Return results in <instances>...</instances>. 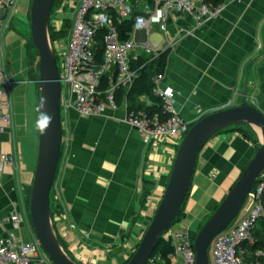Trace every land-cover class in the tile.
Returning <instances> with one entry per match:
<instances>
[{
	"label": "crops",
	"instance_id": "0c3cea01",
	"mask_svg": "<svg viewBox=\"0 0 264 264\" xmlns=\"http://www.w3.org/2000/svg\"><path fill=\"white\" fill-rule=\"evenodd\" d=\"M130 2L135 14L155 6L154 0ZM66 3L61 0L58 8L64 9ZM166 24V34L154 27L148 32L134 30L131 37L157 43L163 51L170 49L157 86L173 90L176 111L194 121L239 105L244 68L264 50V0H227L220 14L202 23L187 12H171ZM17 41L12 51L1 41L13 84L12 122L0 133V152L12 153L16 159L1 172L0 238L13 233L28 242L36 238L29 192L38 154L34 108H38L39 86L28 65L34 53L29 40ZM139 48L143 50L138 46L133 51ZM143 55L150 56L129 57ZM249 73L248 100L264 113V55ZM142 100L149 103L145 95ZM125 117L124 106L90 117L62 107V153L51 190L52 216L68 253L81 264L126 262L164 194L179 147L174 139L145 142ZM255 152L254 144L233 129L213 136L198 154L178 226L203 225ZM13 211L23 218L19 228L10 219Z\"/></svg>",
	"mask_w": 264,
	"mask_h": 264
},
{
	"label": "built area",
	"instance_id": "2783aa9c",
	"mask_svg": "<svg viewBox=\"0 0 264 264\" xmlns=\"http://www.w3.org/2000/svg\"><path fill=\"white\" fill-rule=\"evenodd\" d=\"M18 0H0V34L9 29L17 11ZM153 8L145 6L144 13L135 14L130 0H80L76 19L67 50L57 55L62 82V107L74 109L84 117L99 116L108 110L120 106L126 109L124 121L136 127L145 142L174 139L179 145L192 124L199 119L189 121L183 118L174 107V94L171 88H155L166 104L169 117L161 122L150 117L144 110H130L126 94L118 99L121 90H129L138 77V70L131 67L128 51L141 46L151 58L163 51L157 43L145 39L121 40L116 21L134 20V30H146L157 27L164 34L168 32L166 16L168 13L187 12L198 23L216 17L223 5L212 7L203 0H154ZM51 25L57 32L61 23L51 17ZM100 29H106L104 47L101 56H97L96 35ZM60 47L59 45L55 48ZM6 50L0 40V133L11 125V96L13 84L11 75L5 67ZM61 70V71H60ZM106 84H102L103 79ZM159 79V78H158ZM156 80V83L158 82ZM12 153L0 152V178L5 165L15 162ZM264 218V173L248 194L237 218L221 233L216 235L209 247L210 264H261L258 261L247 262V245L256 241L254 230L260 219ZM14 228L23 221L18 211L10 217ZM163 238L172 243L174 253L170 255L171 264H197L194 249L195 234L188 228H169ZM257 255H264L258 251ZM158 256L150 257L147 264H159ZM0 264H53L43 250L38 238L23 242L13 233L0 238Z\"/></svg>",
	"mask_w": 264,
	"mask_h": 264
},
{
	"label": "water",
	"instance_id": "95a60500",
	"mask_svg": "<svg viewBox=\"0 0 264 264\" xmlns=\"http://www.w3.org/2000/svg\"><path fill=\"white\" fill-rule=\"evenodd\" d=\"M55 0H32L30 6V40L38 52V107L46 99V111L53 117L46 133H39L37 164L29 200L30 219L36 238L53 264H81L61 243L50 206L62 153V82L57 56L51 38V11ZM248 62L241 103L210 113L195 122L180 143L169 180L158 207L136 250L127 264H147L155 246L176 222L188 195L199 152L217 133L235 125H250L260 130V146L231 186L223 200L195 235L197 264H210L209 247L216 235L224 231L238 216L259 177L264 173V113L248 102L249 68L262 56ZM40 113L38 112V117Z\"/></svg>",
	"mask_w": 264,
	"mask_h": 264
},
{
	"label": "trees",
	"instance_id": "16d2710c",
	"mask_svg": "<svg viewBox=\"0 0 264 264\" xmlns=\"http://www.w3.org/2000/svg\"><path fill=\"white\" fill-rule=\"evenodd\" d=\"M56 1H59V0H55L54 4L56 3ZM203 1L204 3L212 7H218L220 5H223L227 0H203ZM52 11H53V7H52ZM28 15L30 17V12H28ZM115 24H116V27L119 33V38L121 40H129L131 38L132 32L134 31L133 18L123 19L120 22L116 21ZM50 29H51V38H52V41H54L55 36H59L61 33L60 32L61 30L59 32L52 30V25L50 26ZM106 33H107L106 29H100L96 35V41L98 44V48H97L98 57L101 56V53L103 51L104 37ZM28 43H29V46L31 47V50L34 51L32 55L37 54L38 56V52L33 47L30 39ZM169 51L170 49L167 48L166 50L162 51L159 54V56L155 58H151L150 56L143 55V56L137 57L136 59H132L130 62V65L132 68L138 70L139 72L138 77L135 79L133 85L131 86L129 90H127V92H125V90H121L118 93V99H120L121 95L123 96L124 93L126 94V98L129 101L128 107L130 110H144L148 116L157 117L161 122L167 120V118L169 117V112L166 109L165 101L158 94H156L155 88L157 86L156 80L164 73ZM31 57H30L29 64H28L29 69H30V72H33L35 70L36 74L33 77L38 83V76H39L38 64H35L33 67L32 62H31ZM57 61L59 62L58 59ZM102 84H106L105 78L103 79ZM247 93H248V90H247ZM143 95H145L148 98L149 100L148 104L142 100ZM250 128H251L250 125H235L227 129H233L235 131H238L242 135V137H244L246 140L253 143L257 150L260 146V142L258 138L256 137L255 133ZM29 195H30V192H29ZM50 206H51V213L53 215V205H52L51 194H50ZM183 214H184V204L181 208L180 214L178 215L176 219V222L181 221V219L183 218ZM201 227L202 225L199 227L198 231L200 230ZM254 236L256 238V241L253 244L247 245V252L245 254V259L247 262H250V263L258 261L261 264H264V255L256 254V252L258 251L264 252V218L258 221L257 226L254 230ZM59 239L61 243L64 245V247L66 248L65 244L63 243L60 237ZM133 253L131 254V256L133 255ZM172 253H174V246L172 245L171 242L162 238L161 240L157 242L151 257L158 256L160 258L159 264H171L170 255ZM130 257L123 264H127Z\"/></svg>",
	"mask_w": 264,
	"mask_h": 264
},
{
	"label": "rangeland",
	"instance_id": "374dc122",
	"mask_svg": "<svg viewBox=\"0 0 264 264\" xmlns=\"http://www.w3.org/2000/svg\"><path fill=\"white\" fill-rule=\"evenodd\" d=\"M66 1H67V3H66V7L64 9L58 8L59 4L61 3V0L56 1V3L53 6V11L51 12V17L56 18L57 21L61 22V24H62V28L60 29L61 30L60 35L55 36V40L52 41L56 56L61 55L62 53H64V51L67 50L68 43H69V40L71 38L75 19H76L77 9H78L79 0H66ZM31 3H32V0H18L17 4H16L17 11L15 13V16L12 19V22L10 24L9 29L4 30L0 34L1 41L6 45L8 51L14 50V48L16 46V45L13 46L14 43H16L15 41L18 40L17 42H22L24 39L25 40L30 39V17L28 15V12L30 11ZM52 30H54L53 27H52ZM133 37L134 36L131 37V40H134ZM17 38H19V39H17ZM15 39H17V40H15ZM59 42H60V47L56 49L55 46L56 45L58 46ZM128 54L130 56H133L134 54L136 55V54H146V53H145L144 49L142 50L139 48L136 51L129 50ZM31 62H32L33 67L35 64H38L37 54L32 55ZM33 72L35 73V70ZM29 96H30V99H32V97H33L32 93H29ZM35 101H36V99L34 98V100H33L34 105H35ZM34 111H35V117L37 119V106L36 105H35ZM29 115H30V112H29ZM250 129L255 133L256 137L258 138V140L260 142L259 131L256 130L255 128H253L252 126ZM181 142H182V140H181ZM207 220H208V218L203 221V224ZM178 224H179V222H176L170 228L173 230H175L176 228H183V227H179ZM198 227H199L198 224H195L192 226L190 225V226H188V230L191 232L197 230V232H198ZM209 258L211 260L210 253H209Z\"/></svg>",
	"mask_w": 264,
	"mask_h": 264
},
{
	"label": "clouds",
	"instance_id": "9594fccd",
	"mask_svg": "<svg viewBox=\"0 0 264 264\" xmlns=\"http://www.w3.org/2000/svg\"><path fill=\"white\" fill-rule=\"evenodd\" d=\"M46 99L42 98L37 111L40 113L39 117L36 119L34 127L41 135L46 133V130L50 127L53 117L46 111H42L45 108Z\"/></svg>",
	"mask_w": 264,
	"mask_h": 264
},
{
	"label": "bare ground",
	"instance_id": "6f19581e",
	"mask_svg": "<svg viewBox=\"0 0 264 264\" xmlns=\"http://www.w3.org/2000/svg\"><path fill=\"white\" fill-rule=\"evenodd\" d=\"M258 131H259V133H260V130L259 129H257Z\"/></svg>",
	"mask_w": 264,
	"mask_h": 264
}]
</instances>
